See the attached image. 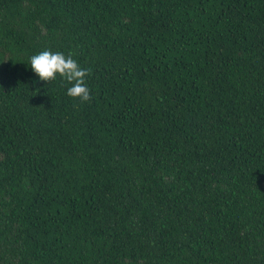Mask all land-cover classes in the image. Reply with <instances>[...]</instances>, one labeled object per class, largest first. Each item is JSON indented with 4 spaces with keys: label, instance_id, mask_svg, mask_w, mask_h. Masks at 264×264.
Segmentation results:
<instances>
[{
    "label": "trees",
    "instance_id": "trees-1",
    "mask_svg": "<svg viewBox=\"0 0 264 264\" xmlns=\"http://www.w3.org/2000/svg\"><path fill=\"white\" fill-rule=\"evenodd\" d=\"M0 264H264V0H0Z\"/></svg>",
    "mask_w": 264,
    "mask_h": 264
},
{
    "label": "clouds",
    "instance_id": "clouds-1",
    "mask_svg": "<svg viewBox=\"0 0 264 264\" xmlns=\"http://www.w3.org/2000/svg\"><path fill=\"white\" fill-rule=\"evenodd\" d=\"M40 81L45 83L53 81L59 75L71 86L67 88V95L71 98L86 102L90 99V90L85 78L90 69H82L72 54L65 56L61 52L44 50L33 55L28 64Z\"/></svg>",
    "mask_w": 264,
    "mask_h": 264
}]
</instances>
